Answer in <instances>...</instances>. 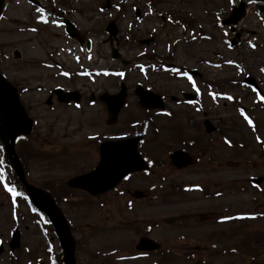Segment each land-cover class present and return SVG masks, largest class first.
Wrapping results in <instances>:
<instances>
[{
  "label": "rangeland",
  "instance_id": "obj_1",
  "mask_svg": "<svg viewBox=\"0 0 264 264\" xmlns=\"http://www.w3.org/2000/svg\"><path fill=\"white\" fill-rule=\"evenodd\" d=\"M38 1L43 6L39 12L24 0L6 1L0 20V73L17 89L35 122L32 135L16 143L26 178L38 188L56 190L57 205L79 242L76 264H264V12L259 13L257 3L232 0L236 6L240 1L251 4L231 34L219 21L229 15V0H108V7L104 0ZM135 8L141 11L139 21ZM61 18L91 40L90 53L64 36ZM109 21L118 28L122 59L130 63L124 80L104 42ZM144 39L153 41L139 45ZM14 50L20 60L12 59ZM154 58L161 66L152 63ZM186 70L200 77L186 76ZM247 76L258 83L261 96L243 83ZM120 81L128 87L126 106L117 123L107 126L104 106L89 102V95L115 93ZM137 83L161 95L165 110L140 109L132 92ZM53 87L78 90L83 100L75 106H46ZM183 92L198 97L186 103ZM204 118L214 125V133L204 134ZM141 128L139 151L153 173L128 178L123 189L158 188L157 200L129 202L127 210L128 198L113 193L100 207L96 199L85 201L81 192L60 189L95 166L96 141L130 137ZM177 147L187 148L198 160L194 168H168L169 153ZM2 156L0 146V264H47L45 251L58 248L54 234L27 199L12 201L3 181L9 170ZM251 178L262 182L253 186ZM200 185L207 189L204 194L188 189ZM141 224L153 226L151 238L174 257L133 255L137 237L132 230ZM15 226L20 248L9 254L6 244ZM214 245L216 250H210ZM196 249L204 254L199 257ZM191 253L197 256L193 260L187 258Z\"/></svg>",
  "mask_w": 264,
  "mask_h": 264
},
{
  "label": "water",
  "instance_id": "obj_2",
  "mask_svg": "<svg viewBox=\"0 0 264 264\" xmlns=\"http://www.w3.org/2000/svg\"><path fill=\"white\" fill-rule=\"evenodd\" d=\"M3 4L4 0H0V12ZM109 30L112 34L116 33L113 25H111ZM68 32L72 37H77L72 27L68 29ZM15 55L16 57H19L17 52H15ZM247 81L248 83L253 84V80L249 79ZM135 93L139 97L140 105L144 108L163 107L158 97L153 96L140 88H137ZM113 98L116 99L114 102H108L111 123L114 122L117 111L124 98V90H122L118 96ZM104 100L106 101L105 98ZM30 125V121L27 119L18 102L15 90L0 77V139L4 144L6 155L12 168L25 185L26 191L31 197L36 208L48 215L58 234L61 236L65 256L64 262L66 264H73V244L71 238L67 236V228L61 214L55 209L52 199L47 194L25 184L23 180L22 168L14 152L15 138L20 135L29 134ZM212 130L213 128L206 122V131L211 132ZM136 142L137 139L129 140L116 145L105 144L101 149L104 156L101 159L99 166L87 175L70 180L68 185L88 190L92 194H98L111 189L126 174L134 171L145 170L146 166L138 157L135 150ZM172 163L180 168L189 164V161L186 160L185 154L177 152L172 155ZM140 196H142V194L135 195L136 198H139ZM14 244L16 247L17 235L15 236ZM155 247L156 246L148 240H142L138 246L139 249L144 250H151Z\"/></svg>",
  "mask_w": 264,
  "mask_h": 264
},
{
  "label": "snow or ice",
  "instance_id": "obj_3",
  "mask_svg": "<svg viewBox=\"0 0 264 264\" xmlns=\"http://www.w3.org/2000/svg\"><path fill=\"white\" fill-rule=\"evenodd\" d=\"M232 2V0H229V3H231ZM38 12H39V10H37ZM40 22H44V20H43V15L41 14V20H40ZM32 31H35V29H32ZM261 71H264V69H262ZM245 119H247V117H245ZM249 123H251V121H249ZM225 143H228V141H225ZM0 175H2V174H0ZM8 192H10L12 195H16V192H15V190L14 189H11V188H8V189H6Z\"/></svg>",
  "mask_w": 264,
  "mask_h": 264
}]
</instances>
